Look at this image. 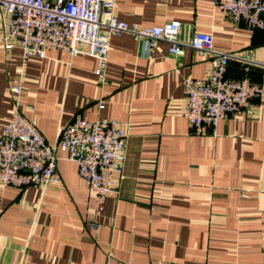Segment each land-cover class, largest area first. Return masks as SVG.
<instances>
[{
	"label": "crops",
	"instance_id": "1",
	"mask_svg": "<svg viewBox=\"0 0 264 264\" xmlns=\"http://www.w3.org/2000/svg\"><path fill=\"white\" fill-rule=\"evenodd\" d=\"M214 1L115 0L121 21L176 20L182 43L208 34L215 51L264 65V31L233 24ZM110 46L101 82L97 59L50 50L24 62L0 31V132L17 110L10 86L20 72L19 111L49 144L79 118L127 126L123 173L102 209L64 155L61 182L48 190L0 187V264H264V69L249 74L262 88L252 106L197 136L183 117L182 82L204 78L210 58L190 47L174 57L165 41L130 35ZM242 75L230 63L227 76Z\"/></svg>",
	"mask_w": 264,
	"mask_h": 264
},
{
	"label": "built area",
	"instance_id": "2",
	"mask_svg": "<svg viewBox=\"0 0 264 264\" xmlns=\"http://www.w3.org/2000/svg\"><path fill=\"white\" fill-rule=\"evenodd\" d=\"M214 5L233 24L264 31V0H215ZM0 31L5 51H20L24 62L30 57L45 58L50 50L97 59L96 75L101 82L108 67L112 37L130 35L153 46L165 41L169 55L174 57L182 56L186 47L208 56L207 75L182 82L183 117L197 136H206L219 122L242 114L262 93L249 74L252 68L264 69V65L249 54L217 52L212 37L203 33H195L187 44L182 43L181 24L176 20L155 27L121 21L115 0H0ZM233 62L242 67L240 78L227 76ZM23 90L20 72L10 86L17 110L0 132V187L46 191L61 182L58 165L64 155L78 167L80 177L95 193L102 209L106 198L116 191L114 175L123 173L126 124L117 119L79 118L61 129L57 141L49 144L36 122L19 111Z\"/></svg>",
	"mask_w": 264,
	"mask_h": 264
}]
</instances>
